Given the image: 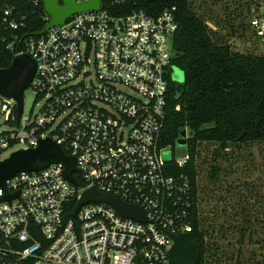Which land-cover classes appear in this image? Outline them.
<instances>
[{
    "label": "built area",
    "instance_id": "obj_1",
    "mask_svg": "<svg viewBox=\"0 0 264 264\" xmlns=\"http://www.w3.org/2000/svg\"><path fill=\"white\" fill-rule=\"evenodd\" d=\"M124 1L100 0V10L75 14L18 42L21 54L35 63L29 87L45 100L38 115L23 124V108L18 120L16 102L0 96L9 125L0 132V157L49 138L74 158L78 172L70 182L63 164L54 163L5 181L0 264H168L169 234L192 232L200 201L194 200L189 176L173 175L170 167L185 166L189 154L165 161L162 153L172 147L161 145L175 56L174 8L157 15L113 13ZM2 19L11 30L23 27L8 7ZM43 21L46 25L49 16ZM250 26L264 36V21L252 20ZM91 188L138 207L146 222L123 217L103 202L82 204L73 215ZM5 194L17 196L3 200Z\"/></svg>",
    "mask_w": 264,
    "mask_h": 264
},
{
    "label": "trees",
    "instance_id": "obj_2",
    "mask_svg": "<svg viewBox=\"0 0 264 264\" xmlns=\"http://www.w3.org/2000/svg\"><path fill=\"white\" fill-rule=\"evenodd\" d=\"M257 2L125 0L112 10L157 15L174 8L177 30L172 37V65L182 70L184 82L168 80L161 145L174 148L180 131L187 129L189 161L182 168L174 163L170 167L173 175L189 176L194 200L200 201V214L193 217L189 234L200 251L197 264H222V258L234 264H264V194L232 180L217 198V204L222 202L225 207L215 205L214 209L208 204L211 190L222 189L223 177L234 176L239 163L244 164L243 172L251 170L256 162L254 147L264 167V51H238L230 42H246L251 35L259 39L248 18L253 6L258 9ZM4 7L16 21L22 19L23 27L11 30L6 26ZM44 16L42 0H0V69L10 66L24 36L44 28ZM209 147L212 158L205 161L202 153ZM204 168L210 190L200 183ZM239 187L244 193L236 191ZM246 243L256 248L244 249Z\"/></svg>",
    "mask_w": 264,
    "mask_h": 264
},
{
    "label": "water",
    "instance_id": "obj_3",
    "mask_svg": "<svg viewBox=\"0 0 264 264\" xmlns=\"http://www.w3.org/2000/svg\"><path fill=\"white\" fill-rule=\"evenodd\" d=\"M79 0H42L44 13L49 16L48 23L44 28L29 36H41L49 28L62 25L69 17L85 12L100 10V0H86L77 3ZM16 53L10 66L0 69V96L13 99L17 106V118L22 113V98L35 74V63L27 55L21 54V43L17 44ZM244 133L239 138L243 137ZM186 143V139L182 141ZM219 155V151H216ZM61 163L64 166L63 175L66 180L74 182L72 173L78 172L75 167V160L66 156L61 148L51 139L40 140L34 149L16 151L8 158L0 162V189L4 188L5 181L19 172L39 171L50 164ZM14 196H17L14 195ZM14 196L4 195L3 200H9ZM88 202H103L113 206L123 217L131 218L140 222H146L138 207L126 205L110 196L99 194L94 188L86 190L78 202L73 215L77 209ZM173 240L172 248L169 251L168 264H197L200 256L198 245L191 240L188 234L170 235Z\"/></svg>",
    "mask_w": 264,
    "mask_h": 264
},
{
    "label": "rangeland",
    "instance_id": "obj_4",
    "mask_svg": "<svg viewBox=\"0 0 264 264\" xmlns=\"http://www.w3.org/2000/svg\"><path fill=\"white\" fill-rule=\"evenodd\" d=\"M225 1V0H223ZM243 1H247V0H243ZM253 1H258V0H253ZM245 3V2H244ZM258 9L255 10V7L253 6L249 15V20H255L257 19L258 21H260L262 23V21H264V3L262 1H258ZM258 38V36H256ZM256 38L254 36H247L246 37V42L245 41H238L236 39H230V42L232 43L233 47H235V49H237L238 51H244L248 48L253 49V50H257L258 52H262L264 51V36L259 37L258 40H255ZM87 71H89V75H88V80H93L94 78V69L92 67V65H89L87 67ZM168 75L170 77V79L177 84H182L184 82V74L182 72V70L180 68H178L177 66L171 65L169 67V71H168ZM125 92L130 93L127 89H123ZM134 96H136V94H133ZM44 98L38 96L37 92L34 91L31 87H28L27 89H25L24 93H23V98H22V104H23V124L27 121V120H32L34 118V116L38 115L39 110L41 109V107L44 104ZM9 130V125L6 122V117L5 115H3L0 112V132H4ZM188 131L187 129H182L179 133V137L177 138L174 148H170L168 147L166 150L163 151L162 156L163 159L165 161H171L172 159H180L182 157H184L186 155V144H184L182 141L188 138ZM211 150L212 148L209 147L208 150H206L203 154V156L205 157V161H210V159L212 158L211 156ZM11 150L6 151L5 153H3L0 157V160H3L5 158H7L10 155ZM253 155L254 157H256V162L254 166H251V170H249L248 172H243V163H239L234 169H235V174L234 176L229 175L224 176L223 177V181H224V187L221 188H214V191L211 190L212 196L206 199H208V204L209 207H215V205H218L219 209L223 206L225 207V205H223V203H218L217 204V198L219 199V197L225 192L226 190V186L231 184L232 180L237 181V183H247L249 187L254 188L255 193H260V194H264V167L260 166V163L262 161V159L260 157H258V150L256 147L253 148ZM215 159V158H214ZM215 162L217 161V159L214 160ZM207 164V163H205ZM253 167V168H252ZM252 169H254V171H252ZM206 168H204V170L202 171V173H200V177H202L201 180V185L203 184L206 188V190H210V186L209 183L207 181V179L204 177ZM212 188V189H213ZM238 193H244V188L239 187L236 190ZM216 197V198H215ZM231 203L233 205V202L235 201V199H233L231 197ZM215 209V208H214ZM203 211L205 212L204 208ZM206 213V212H205ZM231 242H234L233 240H230ZM253 245V244H251ZM253 247V248H252ZM256 248L255 246H250L248 243L245 244V248L244 249H248V250H252ZM220 261L222 262V264H234V260L231 261H226L224 258L220 259Z\"/></svg>",
    "mask_w": 264,
    "mask_h": 264
}]
</instances>
